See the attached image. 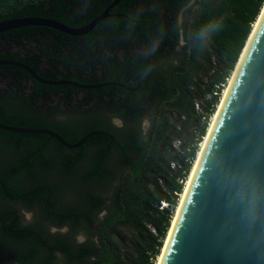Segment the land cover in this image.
<instances>
[{
  "label": "trees",
  "instance_id": "trees-1",
  "mask_svg": "<svg viewBox=\"0 0 264 264\" xmlns=\"http://www.w3.org/2000/svg\"><path fill=\"white\" fill-rule=\"evenodd\" d=\"M109 2L0 0V19L38 15L78 26ZM263 3L264 0H118L109 8L103 30L114 37L128 34L130 39L126 66L117 60L125 68L122 75V70L116 73L124 85L114 84L125 92L124 97L116 98L114 107L130 121L128 131L117 127L113 131L120 160L117 164L123 170L112 195L98 199L105 212L95 231L83 232L86 242H81L74 252L63 247L68 259L74 255L80 264H155L199 144ZM180 10L184 14L179 19ZM212 24H218V30L210 38L202 35V29ZM33 27L0 31V51H9L12 41H19L17 32L33 31L34 42L39 43L35 36L38 29ZM6 32H11L9 38ZM181 39L183 43L177 50ZM33 46L43 52L54 48L41 42ZM10 96L19 101L26 98L22 92H12ZM145 115L149 122L141 132L140 121ZM0 121L38 125L29 119L4 117ZM1 132L8 133L0 129ZM1 140L0 179H6L14 170L26 168L15 166L8 156L10 135ZM98 169V165L92 168ZM160 200L167 204L159 206ZM24 235L15 234L31 241L25 253L28 255L37 242L32 234ZM44 238L51 239L48 234ZM50 256L51 250L39 256L37 264H47Z\"/></svg>",
  "mask_w": 264,
  "mask_h": 264
},
{
  "label": "flooded vegetation",
  "instance_id": "flooded-vegetation-1",
  "mask_svg": "<svg viewBox=\"0 0 264 264\" xmlns=\"http://www.w3.org/2000/svg\"><path fill=\"white\" fill-rule=\"evenodd\" d=\"M108 10L78 34L33 24L39 43L34 42L33 31L17 32L19 41H12L9 51H0V61L22 64L0 62V118L33 120L38 125H11L51 132L0 133L1 141L4 135L11 137V162L26 168L0 179V264H37L38 257L50 250L47 264H80L62 249L74 252L86 242L81 235L95 231L105 212L98 199L112 195L120 162L113 131L117 127L126 132L130 127L114 107L116 98L125 95L114 84L124 85L116 73H124L130 39L128 34L114 37L103 30ZM40 42L54 48L43 52L33 46ZM12 92L25 94V101L10 96ZM97 165L99 169L92 170ZM105 183L106 192L100 190ZM15 234H32L35 250L25 255L31 241Z\"/></svg>",
  "mask_w": 264,
  "mask_h": 264
},
{
  "label": "water",
  "instance_id": "water-1",
  "mask_svg": "<svg viewBox=\"0 0 264 264\" xmlns=\"http://www.w3.org/2000/svg\"><path fill=\"white\" fill-rule=\"evenodd\" d=\"M117 1L111 0L84 25L23 15L0 19V31L42 24L82 33ZM0 128L51 133L1 122ZM161 264H264V16L204 150Z\"/></svg>",
  "mask_w": 264,
  "mask_h": 264
},
{
  "label": "bare ground",
  "instance_id": "bare-ground-1",
  "mask_svg": "<svg viewBox=\"0 0 264 264\" xmlns=\"http://www.w3.org/2000/svg\"><path fill=\"white\" fill-rule=\"evenodd\" d=\"M263 16H264V3H263V5H262V7L260 9V12H259L255 22L252 24V29H251V31H250L247 39H246V42H245V44H244V46H243V48H242V50H241V52L239 54V58L236 61L234 69L232 70V72H231V74H230V76H229V78L227 80V83H226V85L223 88L220 100H219V102L217 104V108H216L215 112L212 114V116L210 118L206 133H205L202 141L200 142L196 158H195V160L193 162V165H192V167L190 169L189 175L187 176V179L184 182L183 190L180 193L178 204H177V206L175 208V211L173 213V216L171 218L170 226L168 228V231H167L166 237L164 239L161 251H160V253L157 256L155 264H161V262H162V259L164 257L165 251H166L168 243H169V240H170L171 235H172V233L174 231L177 219H178V217L180 215V212H181L182 206L184 204V201L186 199L189 187H190V185L192 183V180L194 178V175H195V173L197 171V168H198L200 160H201V158L203 156L204 150H205V148L207 146V143H208V141L210 139V136H211V134L213 132V129H214L215 124L217 122V119L219 117V114H220V112H221V110L223 108V105H224V103L226 101V98H227V96H228V94H229V92L231 90V87H232V85H233V83H234V81H235V79L237 77V74H238V72H239V70H240V68H241V66L243 64V61H244V59H245V57L247 55L249 47H250V45H251V43L253 41V38H254L257 30H258V27H259V25L261 23V20H262Z\"/></svg>",
  "mask_w": 264,
  "mask_h": 264
},
{
  "label": "rangeland",
  "instance_id": "rangeland-1",
  "mask_svg": "<svg viewBox=\"0 0 264 264\" xmlns=\"http://www.w3.org/2000/svg\"><path fill=\"white\" fill-rule=\"evenodd\" d=\"M184 13H183V11H179L178 12V14H177V17L180 19L181 17H182V15H183ZM183 43V40L181 39L180 41H179V44H178V46H177V50H178V48H179V46L181 45ZM172 62H175V59H173L172 58ZM230 74V73H229ZM225 84V83H224ZM220 93H221V91H220ZM148 122H149V120H148V115H145L142 119H141V121H140V123H141V125H142V127H141V130L143 129V127L145 128V127H147V124H148ZM141 132H143V131H141ZM175 144H177V141H175L174 142ZM200 145V144H199ZM116 179H117V176L120 174V172H122V167L120 166V165H118V164H116ZM187 179V178H186ZM186 181V180H185ZM107 189H108V185H107V183H105V184H102L101 186H100V190H102V191H107ZM175 211V210H174ZM84 239H86V235L83 233V235H81ZM92 237V236H91Z\"/></svg>",
  "mask_w": 264,
  "mask_h": 264
},
{
  "label": "clouds",
  "instance_id": "clouds-1",
  "mask_svg": "<svg viewBox=\"0 0 264 264\" xmlns=\"http://www.w3.org/2000/svg\"><path fill=\"white\" fill-rule=\"evenodd\" d=\"M218 28H219L218 24L209 25L205 27L204 29H202V35H207L210 38L211 33L218 30Z\"/></svg>",
  "mask_w": 264,
  "mask_h": 264
},
{
  "label": "built area",
  "instance_id": "built-area-1",
  "mask_svg": "<svg viewBox=\"0 0 264 264\" xmlns=\"http://www.w3.org/2000/svg\"><path fill=\"white\" fill-rule=\"evenodd\" d=\"M166 204H167L166 201L160 200V205L159 206H165Z\"/></svg>",
  "mask_w": 264,
  "mask_h": 264
}]
</instances>
